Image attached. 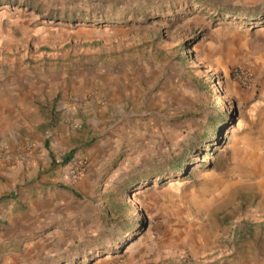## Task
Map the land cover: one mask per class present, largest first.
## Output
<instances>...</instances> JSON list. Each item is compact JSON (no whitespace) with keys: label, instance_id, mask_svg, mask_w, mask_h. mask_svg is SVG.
Segmentation results:
<instances>
[{"label":"rangeland","instance_id":"rangeland-1","mask_svg":"<svg viewBox=\"0 0 264 264\" xmlns=\"http://www.w3.org/2000/svg\"><path fill=\"white\" fill-rule=\"evenodd\" d=\"M2 235L0 264H264V0H0Z\"/></svg>","mask_w":264,"mask_h":264},{"label":"trees","instance_id":"trees-1","mask_svg":"<svg viewBox=\"0 0 264 264\" xmlns=\"http://www.w3.org/2000/svg\"><path fill=\"white\" fill-rule=\"evenodd\" d=\"M217 127H218L217 123H213L211 131H206L204 133L203 138L208 139L209 136L213 137L215 132H216ZM74 152H75V150L73 149V150H70L68 153H66L64 155L62 161H61L62 164H66L68 161H70V159L73 157ZM183 163H184V160H179V161L174 162L173 165L171 166L170 170L174 171V173H176V172L184 173V170L182 168ZM12 196H13V194H6V195L2 196V198H8V197H12Z\"/></svg>","mask_w":264,"mask_h":264},{"label":"crops","instance_id":"crops-1","mask_svg":"<svg viewBox=\"0 0 264 264\" xmlns=\"http://www.w3.org/2000/svg\"><path fill=\"white\" fill-rule=\"evenodd\" d=\"M20 101H23L22 99L20 100ZM261 105L259 104V101L258 102H254V106L251 108V109H258L259 107H260ZM39 110V108H38V103H33V106H31V105H29V106H27L26 108H24V113H26V114H28V113H30L31 111H38ZM45 146L47 147L48 146V143L47 144H45ZM68 153V152H67ZM65 155V154H64ZM37 156V154L36 153H34V155L31 153V155H30V158L31 159H33V158H35ZM47 156H49L50 158H51V163H52V165H55V162H54V158H53V156L51 155V153L50 152H48L47 153ZM64 157V156H63ZM73 158V157H72ZM71 158V159H72ZM63 159V158H62ZM62 159H61V161H62ZM70 159V160H71ZM80 160H83L82 158H78L76 161H80ZM17 162H18V160H16ZM75 161V162H76ZM69 162V161H68ZM67 162V163H68ZM66 163V164H67ZM18 165H17V170H23L21 167H22V165L20 164V162L19 163H17ZM61 164H62V162H61ZM84 167H83V172H82V174L86 171V166L85 165H83ZM82 174H81V176H82ZM80 176V177H81ZM79 177V178H80ZM84 177V176H83ZM78 178V179H79ZM77 179V180H78ZM77 180H75V181H77ZM75 181H72V182H75ZM69 190H71L72 192H73V190L69 187ZM74 193V192H73ZM12 194V193H11ZM14 195V194H13ZM1 238H0V241H2L3 239H4V237H3V235L2 236H0ZM4 264V263H3Z\"/></svg>","mask_w":264,"mask_h":264},{"label":"built area","instance_id":"built-area-1","mask_svg":"<svg viewBox=\"0 0 264 264\" xmlns=\"http://www.w3.org/2000/svg\"><path fill=\"white\" fill-rule=\"evenodd\" d=\"M83 164H82V161H74L68 168V172H67V178L70 180V181H75L77 180L82 172H83Z\"/></svg>","mask_w":264,"mask_h":264}]
</instances>
